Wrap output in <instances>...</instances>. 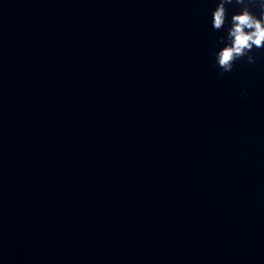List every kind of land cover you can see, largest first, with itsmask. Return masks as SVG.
<instances>
[{"label":"clouds","instance_id":"9594fccd","mask_svg":"<svg viewBox=\"0 0 264 264\" xmlns=\"http://www.w3.org/2000/svg\"><path fill=\"white\" fill-rule=\"evenodd\" d=\"M237 4L244 5L245 0H235ZM233 3V0H219L218 6L212 14V27L214 30H221L226 23V4ZM260 15L257 17L245 5L237 14L231 17V26L227 30V36L221 37L220 41L227 43L215 53V60L222 70L221 75L233 70L235 62L247 58L249 64L256 62L253 49H264V0H259Z\"/></svg>","mask_w":264,"mask_h":264}]
</instances>
